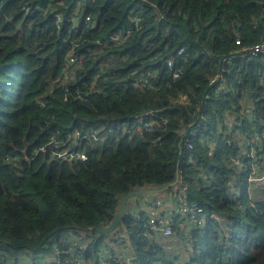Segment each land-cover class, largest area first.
Wrapping results in <instances>:
<instances>
[{
	"label": "trees",
	"instance_id": "16d2710c",
	"mask_svg": "<svg viewBox=\"0 0 264 264\" xmlns=\"http://www.w3.org/2000/svg\"><path fill=\"white\" fill-rule=\"evenodd\" d=\"M75 11L80 24L71 21ZM135 15L142 28L125 42L97 43L125 33ZM239 31L245 44L260 41L264 0H0V161L22 159L0 165V264H38L81 234L89 239L84 264H97L109 242L110 264L125 253L137 264H264V180L250 181L251 160L245 168L232 162L256 137L264 154V55L223 67ZM77 33L85 41L75 46ZM70 55L75 72L65 81ZM222 68L224 94H215L209 81ZM142 73L148 83L133 84ZM146 113L160 118L135 136L133 120ZM91 129L108 140L72 144L86 160L52 155V138L65 147ZM177 174L169 190L185 185L212 216L194 232L199 253L179 261L180 242L151 235L146 213L134 215L139 200L167 191L131 197L116 230H95L113 222L130 191L165 186Z\"/></svg>",
	"mask_w": 264,
	"mask_h": 264
},
{
	"label": "built area",
	"instance_id": "2783aa9c",
	"mask_svg": "<svg viewBox=\"0 0 264 264\" xmlns=\"http://www.w3.org/2000/svg\"><path fill=\"white\" fill-rule=\"evenodd\" d=\"M44 10V9H43ZM24 12L29 14L31 12V9L29 6L24 8ZM47 12V11H45ZM45 14V13H44ZM58 21L62 19V15L60 13H53L52 14ZM80 18L81 15L78 11H75L73 16L71 17V21H74L75 24H80ZM132 18V17H131ZM133 22H136L135 25L128 26L127 30H125V33L123 34H111L108 35L104 40L98 39L97 43L99 44H105V43H113V44H120L122 42H125L129 35L133 34L135 31L140 30L142 28V16L135 15L133 17ZM83 21H85L87 26H92L93 19L91 16H86L83 18ZM85 34V33H84ZM84 34L77 33L73 39V44L75 46L81 44V42L85 41ZM234 43L237 45V49H234L230 55L224 57L221 59L222 66L225 67L226 65H229L232 63L234 59L238 58H245V57H257L264 55V35L261 37L260 41L254 44H245L242 39V34L239 31L235 36ZM184 53V49H180L178 51V55L182 56ZM76 59L74 58V55H70L66 61V66L63 70V79L65 81H68L70 78H72L74 72H75V64ZM140 64L142 62H139ZM166 64V67L168 70L174 74L175 77H178V69L176 68V64L172 59H168L164 61ZM225 68L221 69V72L216 74L215 76L211 77L209 84L212 87V91L215 94H224V89L218 88V85H222L224 82L223 79V72H225ZM150 73V72H149ZM148 73V75H149ZM143 73L139 74V77L134 79L133 84H136L137 86H142L143 84L148 83L147 79L143 78ZM156 77V75H155ZM221 82V83H220ZM180 100L182 102L188 101L186 95H182ZM157 118H160L159 116H156L154 113H146L145 115H142L136 119L133 120V123L136 124V128H142V130H150L157 124ZM217 123L219 125V132L221 131L220 126L221 122L217 120ZM126 127L127 125H123V127ZM131 127V126H130ZM226 135V134H225ZM85 139L88 140H95L100 142L101 144H104L107 142L108 138L104 133H101L99 130L91 129L88 132H76L74 136H72V142L71 144H67L65 147H62V143L60 138L54 137L50 140L48 144H54L59 149L53 151L52 155L60 158L62 160H86L88 158V155L82 151L76 149V146H72V144L76 145L77 142L83 141ZM230 139L227 136H223V141H228ZM254 145L252 142H248V149H245L243 153L240 155L238 159H234V164L238 168H245V164L247 160H251V173L254 174L250 176V181L254 182V180H263L264 175L260 174V168L256 169L255 166L252 165V163L257 164V162L262 159L263 153L259 154V152H263V149H260L259 151L256 149L255 144L258 142V138H254ZM250 145V146H249ZM217 142L211 144V147L209 149V154H213L216 150ZM188 147H192V144H188ZM251 147V148H250ZM63 148V149H61ZM42 151H45L46 148L42 147ZM256 158V159H254ZM22 159L19 157V155H6L3 157V159L0 161V165H21ZM9 168V167H8ZM7 168V169H8ZM256 173H258L259 176H256ZM258 180V181H259ZM177 185V184H176ZM175 185V186H176ZM176 191V194L178 196V200L176 202L173 201L172 198H169L167 195L162 198H154L151 200H147L146 203L135 210L134 215L139 217L141 211H144L146 213V216L148 217V225L149 230L151 232V235L159 236L163 239H175L180 242V245H183L187 249L188 256H193L200 252V247L197 244V238H195L194 232L198 231L199 229L203 228L207 221L212 217L209 215V213L196 201V200H190L186 195L187 187L185 185H179L174 189ZM70 247L62 252L60 250L56 251V254L51 256H42L38 260V264H62L63 257L65 256V262H68L70 264H84L85 260V249L89 244V239L85 234H81L79 236H73L69 240ZM111 243L109 242L105 246H101L99 250V258L97 264H110V248ZM185 249V251H186ZM121 255L122 263L120 264H137L136 257L132 253H127L125 255ZM119 261V260H118ZM31 264V263H30Z\"/></svg>",
	"mask_w": 264,
	"mask_h": 264
},
{
	"label": "water",
	"instance_id": "95a60500",
	"mask_svg": "<svg viewBox=\"0 0 264 264\" xmlns=\"http://www.w3.org/2000/svg\"><path fill=\"white\" fill-rule=\"evenodd\" d=\"M179 178H180V175L177 174V177H176L174 182H171V183H169V184H167L165 186L159 187V188H144V189H135V190L130 191L128 194H126L122 198L120 212L116 215V217L114 218L113 222L109 226L96 227L95 230L98 233H100V234H108L110 232H113L114 230L117 229L120 220L126 214L128 201H129V199L131 197L136 196V195H140V194H152V193L164 192L167 189L172 188L176 184H178L179 183Z\"/></svg>",
	"mask_w": 264,
	"mask_h": 264
},
{
	"label": "rangeland",
	"instance_id": "374dc122",
	"mask_svg": "<svg viewBox=\"0 0 264 264\" xmlns=\"http://www.w3.org/2000/svg\"><path fill=\"white\" fill-rule=\"evenodd\" d=\"M122 128V127H121ZM142 131V128H138L137 127V131L134 133L135 134V136L139 133V132H141ZM133 134V135H134ZM224 136H227V135H224ZM134 137V136H133ZM223 137V136H222ZM251 148V147H250ZM240 156H238L237 158H235V159H238ZM262 158H264V154H263V157ZM254 159H256V158H254ZM234 161V159L232 160V162ZM248 161H250V159L248 160ZM252 162V161H251ZM252 165H254L255 167V171H254V173L256 172V169L257 168H262V166H264L263 164L262 165H258V164H256L255 165V163H252ZM9 166L8 165H3V169L4 170H7V168H8ZM254 174H252V176H253ZM256 176H259L258 175V173H256ZM258 180L259 179H257V180H254V184L255 183H257L258 182ZM264 180V179H263ZM260 181V180H259ZM252 182V181H251ZM170 189V188H169ZM169 189H167L166 191V194L165 195H167L169 198H172L173 199V201L174 202H176L177 200H178V196L177 195H175V191L173 192V191H171V190H169ZM169 240V239H168ZM182 247V245H180L179 247H174L173 249H175V248H177L176 249V251L175 252H177V253H179V255H180V259H179V261H183L187 256H188V254H187V251H185V248L183 247V248H181ZM126 254V253H125ZM124 254V255H125ZM24 261H26V262H30L29 261V259H27L26 257H24V256H21L20 258H19V262H24Z\"/></svg>",
	"mask_w": 264,
	"mask_h": 264
},
{
	"label": "crops",
	"instance_id": "0c3cea01",
	"mask_svg": "<svg viewBox=\"0 0 264 264\" xmlns=\"http://www.w3.org/2000/svg\"><path fill=\"white\" fill-rule=\"evenodd\" d=\"M246 149H248V147H246ZM160 197H162V196L151 195V196H148L145 201L144 200H139L140 207H142L146 203L147 200H151V199H154V198H160ZM135 209H138V208H135Z\"/></svg>",
	"mask_w": 264,
	"mask_h": 264
}]
</instances>
